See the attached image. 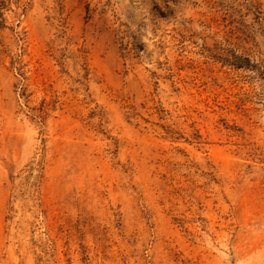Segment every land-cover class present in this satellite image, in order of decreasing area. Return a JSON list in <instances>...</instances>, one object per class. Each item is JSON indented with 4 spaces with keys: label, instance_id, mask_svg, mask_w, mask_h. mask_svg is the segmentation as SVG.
I'll return each mask as SVG.
<instances>
[{
    "label": "rangeland",
    "instance_id": "1",
    "mask_svg": "<svg viewBox=\"0 0 264 264\" xmlns=\"http://www.w3.org/2000/svg\"><path fill=\"white\" fill-rule=\"evenodd\" d=\"M0 3V264H264V0Z\"/></svg>",
    "mask_w": 264,
    "mask_h": 264
},
{
    "label": "trees",
    "instance_id": "2",
    "mask_svg": "<svg viewBox=\"0 0 264 264\" xmlns=\"http://www.w3.org/2000/svg\"><path fill=\"white\" fill-rule=\"evenodd\" d=\"M1 4V3H0ZM0 8H1V5H0ZM0 16H1V11H0ZM1 24V23H0Z\"/></svg>",
    "mask_w": 264,
    "mask_h": 264
}]
</instances>
